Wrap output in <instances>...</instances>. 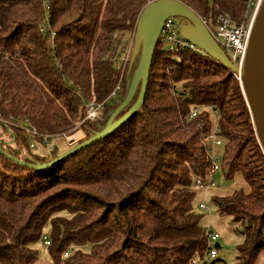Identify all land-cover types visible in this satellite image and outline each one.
<instances>
[{"label":"trees","instance_id":"trees-1","mask_svg":"<svg viewBox=\"0 0 264 264\" xmlns=\"http://www.w3.org/2000/svg\"><path fill=\"white\" fill-rule=\"evenodd\" d=\"M179 1L208 25L249 13L248 0ZM148 3L0 0V117L12 122H0V264H226L219 256L203 263L207 229L194 207L195 180L210 167L212 111L226 178L242 173L251 188L213 199L244 226L234 264H254L264 250V152L240 80L210 56L158 41L145 102L131 120L47 169L28 166L63 153L35 154L17 125L68 135L88 103L114 111L123 102L128 72L120 98L108 100L121 79L120 45Z\"/></svg>","mask_w":264,"mask_h":264},{"label":"water","instance_id":"water-1","mask_svg":"<svg viewBox=\"0 0 264 264\" xmlns=\"http://www.w3.org/2000/svg\"><path fill=\"white\" fill-rule=\"evenodd\" d=\"M176 17L183 22L181 34L195 46L225 68L239 75L240 82L253 118L257 139L264 152V2L255 17L242 70L232 63L227 53L214 39L203 19L179 0H156L148 3L139 15L132 49L131 65L140 54L139 64L133 75L127 95L114 110L105 127L75 148L45 164L28 165L37 170L47 169L91 144L105 139L124 126L141 109L145 102L150 69L155 48L165 22ZM140 92L131 108L121 117L119 114L130 105L138 89ZM2 140L0 139V149Z\"/></svg>","mask_w":264,"mask_h":264},{"label":"rangeland","instance_id":"rangeland-1","mask_svg":"<svg viewBox=\"0 0 264 264\" xmlns=\"http://www.w3.org/2000/svg\"><path fill=\"white\" fill-rule=\"evenodd\" d=\"M154 1V0H153ZM156 1V0H155ZM45 3H48V0H44ZM150 3V0H149ZM49 12V10H47ZM177 23L181 26L183 22L176 18ZM212 27V23H209ZM134 32L127 37V35L123 38L121 45H120V55L118 58V61L121 62L122 60H126L127 55V69L124 73H121V75L125 74L126 72L129 73V80L127 82V89L130 86V83L132 81L133 75L137 70L138 64H139V58L140 54L137 55L134 63L131 65V57H132V49L134 44ZM228 55L230 56V52H228ZM130 65V66H129ZM129 67V69H128ZM123 68L121 67V71ZM123 75V79H124ZM122 79V81H123ZM120 98V97H118ZM118 100V99H116ZM90 104V103H88ZM87 104V105H88ZM91 104H96L94 102H91ZM100 104V103H99ZM105 105L103 106L102 114L99 116V118H96L94 120L91 119H85L86 117V108H85V117L82 119L74 129L72 134L68 135H60L57 137H54L51 139L49 145H45L42 143V141L39 138L33 139L31 136L30 138V144L33 143L35 147L32 149L35 154L41 156V157H50V152L54 149L55 146H58V152L57 154H65L66 151H70L71 149L75 148L82 142L86 141L92 135L94 134V131L96 130L99 132L105 127L108 119L110 118L111 114L114 111L105 110ZM211 123H212V132L215 133L218 128V113L212 111L211 112ZM14 125H17L14 123ZM92 129L93 131L89 130ZM37 129V128H36ZM1 132V128H0ZM93 132V133H91ZM91 133V134H90ZM222 148L223 147H213V156L216 160V164L219 165L220 169L215 177V182L217 184V187L212 188L206 195L205 201L208 203L210 207V212H202L198 209L199 203L203 201L204 195L197 193L194 204H195V210L202 214V221L201 224L205 228H209L214 234H217L219 236L218 240V246L216 248L219 251V257L226 263V264H234L236 255H237V247L243 242V236L242 232L244 230L243 224L240 222H234L230 216L223 215L220 213L218 206L214 202V198L217 197H230L234 195L236 192H245L249 193L251 191L250 185L246 181L245 177L242 173H235L231 178H226L225 173L223 172L222 168ZM62 154V155H63ZM217 158L219 159V162H217ZM69 217V216H68ZM47 231H49L47 229ZM46 231V233H47ZM38 250V256L40 260L47 259V247L44 244H38L37 246ZM254 264H264V250L259 253L257 258L255 259Z\"/></svg>","mask_w":264,"mask_h":264},{"label":"built area","instance_id":"built-area-1","mask_svg":"<svg viewBox=\"0 0 264 264\" xmlns=\"http://www.w3.org/2000/svg\"><path fill=\"white\" fill-rule=\"evenodd\" d=\"M153 0H150L152 2ZM155 1V0H154ZM264 0H248V10L249 13L245 15V19L241 23L235 22L229 16L221 15L219 16L214 25L212 27L204 21L205 25L207 26L208 30L214 37V39L219 43L222 49L227 53L230 52V60L232 63L237 65L240 70L243 69L245 65V60L247 56L248 45L251 37L252 27L255 20V17L260 9L261 5L263 4ZM55 34H53V37ZM158 41L164 46L165 49L170 51H183V52H195L201 56H208L203 50L195 46L191 43L188 39L184 38L181 34V26L177 23L176 17L169 18L163 27V30L159 36ZM128 55V52H127ZM122 60L121 62H117L116 66L119 68H123L122 73H124L127 69L128 61ZM177 61H181L182 57L177 56ZM124 75V74H123ZM119 84L116 86L113 93L110 95L108 100H113L119 96L122 92V77ZM236 77L240 80L239 75L236 74ZM105 102L100 104H88L86 106V117L85 119L94 120L99 118L102 114L103 106ZM198 110H194L191 118L196 117ZM0 122L5 124H12V122L4 120L0 117ZM17 126H21V130L24 131L28 136H31L33 139L39 138L43 144L49 145L52 138L57 137L55 135L49 134H42L40 133L35 127H33L28 120L24 123L19 124ZM218 131V130H217ZM217 131L215 133H208L204 136V141L206 144L212 147H219L221 145V141L218 139ZM59 136V135H58ZM35 145L33 143L30 144V148L33 149ZM210 167L208 170V174L205 178H196L195 180V188L197 193L204 195L203 201L199 203L198 207L202 212H210V207L208 203L205 201L207 193L212 189L217 187L215 182V177L220 169L219 165L216 164V160L213 156V149L210 151ZM217 162L219 159L217 158ZM207 230V238H208V246L205 258L203 263L209 262L219 256V251L216 248L218 246L219 236L214 234L209 228ZM42 243L45 246L50 245V240L48 236H44L42 239ZM68 256V254H66ZM196 260H193L192 264H197Z\"/></svg>","mask_w":264,"mask_h":264},{"label":"bare ground","instance_id":"bare-ground-1","mask_svg":"<svg viewBox=\"0 0 264 264\" xmlns=\"http://www.w3.org/2000/svg\"><path fill=\"white\" fill-rule=\"evenodd\" d=\"M220 64V63H219Z\"/></svg>","mask_w":264,"mask_h":264}]
</instances>
